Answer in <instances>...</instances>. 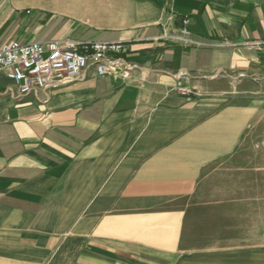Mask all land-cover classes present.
Here are the masks:
<instances>
[{
    "label": "crops",
    "instance_id": "obj_1",
    "mask_svg": "<svg viewBox=\"0 0 264 264\" xmlns=\"http://www.w3.org/2000/svg\"><path fill=\"white\" fill-rule=\"evenodd\" d=\"M43 31L138 68L0 96V264H264V0H0Z\"/></svg>",
    "mask_w": 264,
    "mask_h": 264
},
{
    "label": "built area",
    "instance_id": "obj_2",
    "mask_svg": "<svg viewBox=\"0 0 264 264\" xmlns=\"http://www.w3.org/2000/svg\"><path fill=\"white\" fill-rule=\"evenodd\" d=\"M221 46L233 45L224 42ZM127 50L124 42L79 41L68 37L45 42H2L0 73L11 86L0 90V96L18 101L31 98L42 105L53 90L84 81L92 74L125 77L138 68L126 58ZM187 76L186 72H177L173 77L180 81Z\"/></svg>",
    "mask_w": 264,
    "mask_h": 264
},
{
    "label": "rangeland",
    "instance_id": "obj_3",
    "mask_svg": "<svg viewBox=\"0 0 264 264\" xmlns=\"http://www.w3.org/2000/svg\"><path fill=\"white\" fill-rule=\"evenodd\" d=\"M26 1H28V2H34V0H26ZM44 2H46V3H49L51 0H43ZM58 2H60V3H62V4H66L67 2L70 4V2L72 3V5H73V0H58ZM73 9H74V7H72ZM36 23H38V22H36ZM30 24V23H29ZM39 24L40 25H43L44 26V30H48V26H50V24H45V22L43 21H39ZM30 25H33V24H30ZM56 25H58V27H62V25L60 24V23H58V24H56ZM31 27V26H30ZM41 36V40H48V39H51L53 36H54V33H49V32H45V31H43L41 34H40ZM94 39H96L97 40V38H94Z\"/></svg>",
    "mask_w": 264,
    "mask_h": 264
}]
</instances>
